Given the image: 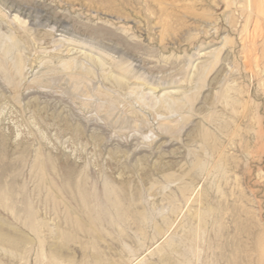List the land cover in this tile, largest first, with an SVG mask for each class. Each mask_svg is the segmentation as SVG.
I'll use <instances>...</instances> for the list:
<instances>
[{"label": "rangeland", "instance_id": "374dc122", "mask_svg": "<svg viewBox=\"0 0 264 264\" xmlns=\"http://www.w3.org/2000/svg\"><path fill=\"white\" fill-rule=\"evenodd\" d=\"M0 264H264V0H0Z\"/></svg>", "mask_w": 264, "mask_h": 264}, {"label": "bare ground", "instance_id": "6f19581e", "mask_svg": "<svg viewBox=\"0 0 264 264\" xmlns=\"http://www.w3.org/2000/svg\"><path fill=\"white\" fill-rule=\"evenodd\" d=\"M75 65V64H74Z\"/></svg>", "mask_w": 264, "mask_h": 264}]
</instances>
